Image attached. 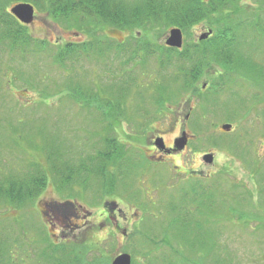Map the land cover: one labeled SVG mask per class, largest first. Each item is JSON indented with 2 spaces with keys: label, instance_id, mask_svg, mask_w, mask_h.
Segmentation results:
<instances>
[{
  "label": "rangeland",
  "instance_id": "obj_1",
  "mask_svg": "<svg viewBox=\"0 0 264 264\" xmlns=\"http://www.w3.org/2000/svg\"><path fill=\"white\" fill-rule=\"evenodd\" d=\"M238 5L236 21L255 19V13L264 21V0ZM173 27H152L145 34L104 26L86 33L36 10L25 29L34 40L48 41L51 52L11 50L7 41L0 43V173L33 160L48 172L34 205L0 204V234L18 240L11 253L19 264H44L38 252L44 243L59 241L75 242L71 248L79 252L94 248L89 255L97 252L102 264L122 251L131 255V264H264V24L237 31L241 53L259 73L256 79L228 71L212 90L224 69L207 66L196 83L199 94L184 91L164 112L156 105L162 94L152 84L166 79L176 95L180 82H172L171 68L164 71L154 58L142 62L140 52L137 60L123 63L129 52L114 57L96 49L61 66L51 55L69 42L103 35L124 43L144 33L163 46ZM209 29L206 20L196 23L183 33V43L200 41ZM223 123L231 124L229 132L220 128ZM184 127L189 144L159 160L153 141L162 136L174 147ZM105 135L126 143L127 153L104 168L108 185L105 177H96ZM52 152L56 181L45 161ZM210 153L213 161L207 163L203 156ZM63 173L70 181L59 191Z\"/></svg>",
  "mask_w": 264,
  "mask_h": 264
},
{
  "label": "trees",
  "instance_id": "obj_2",
  "mask_svg": "<svg viewBox=\"0 0 264 264\" xmlns=\"http://www.w3.org/2000/svg\"><path fill=\"white\" fill-rule=\"evenodd\" d=\"M20 1L32 3L36 10L47 13L57 22L66 23L68 29L75 28L86 33L93 28L108 26L111 32L114 33L132 32L139 28L145 31L146 34L148 28L160 26L165 29L174 26L179 27L187 35V32L196 23L203 20L208 21L213 29L211 35L204 40L184 42L182 48L157 45L149 41L142 33L140 37L132 35L131 38H125L124 43L122 41L112 43L111 39L113 38L108 35L98 36L94 38L95 40L83 43L69 42L59 47L55 54L50 53L61 66L65 64L66 60H71L80 52L92 53L96 49H105L108 54L114 53V57L129 52L128 58L122 60L123 63L135 58L137 60L140 52L144 55L142 62H145V56L154 58L156 64L164 71L171 68L169 78L172 79V82H180L179 88L181 89L180 93L172 95L170 89L164 83L166 79L158 82L155 80L156 82L152 85L154 89L162 94L158 95V102L156 103L160 112L166 111L169 103L179 101L177 97L179 94L186 93L184 91H188V95L197 96L199 91L196 83L207 66L218 65L224 69L223 73H219L212 80V90L219 89V85H222L225 81L227 77L225 74L228 71H234L244 76L249 75L254 79L259 75L258 72L254 73V69L252 72L249 67L253 66L245 58L246 56L241 53V39L238 37L237 31L245 24L252 25V29L261 28L264 21H259L258 13H255V19L240 18L236 21V15L234 14L240 10L238 0H0V43L7 41V45L11 50L15 48L26 50L30 47L34 52L49 53L52 48L48 41H37L31 38L25 26L19 24L9 14L7 6L10 3ZM252 17H254V14ZM251 72L253 74H249ZM216 79L218 80L217 85L215 84ZM260 79L264 80V76H261ZM229 81H231L230 78ZM110 106L112 109H117V105L110 104ZM105 118L103 117L106 122ZM11 128L16 130L13 127ZM103 143L106 150L98 154V159L101 160V163L99 162L101 176L97 175L96 177H105V183L108 185L109 175L108 172H104V168L109 166L108 164L112 162L113 158L127 156L124 148L126 143L118 141L112 135L110 137L105 135ZM2 148L3 146H0V153ZM53 155V152L46 153L45 161L48 162L49 172L53 174V181H56V177H58L56 172L59 171L52 161ZM129 162L130 159H128ZM82 166L83 164L79 165L78 169L82 170ZM43 167L41 163L33 160L28 161L24 168L21 165L19 167H9L6 172L0 173V204L16 208L34 205L37 196L46 188L48 183V172ZM65 169L72 172L70 167H64L62 171ZM68 175L61 174L60 183L56 182L59 191H63L64 187L68 186L67 184L70 181ZM61 203L68 205L70 202L64 201ZM17 241V239L9 241L0 234V264H19L13 259L11 253L12 243L15 245ZM72 243L75 242L44 243L40 252H38L37 261L44 262V264H102L101 256L96 251V254L90 257L89 253L94 251V248H83L79 252L71 248ZM47 250L50 252H47ZM106 264H109V262H106Z\"/></svg>",
  "mask_w": 264,
  "mask_h": 264
},
{
  "label": "water",
  "instance_id": "obj_3",
  "mask_svg": "<svg viewBox=\"0 0 264 264\" xmlns=\"http://www.w3.org/2000/svg\"><path fill=\"white\" fill-rule=\"evenodd\" d=\"M9 14H12L19 22L23 24H31L35 19V8L34 5L30 2H17L13 4L9 8ZM212 31L209 29L207 32H204L200 35L199 39L204 40L207 38ZM165 45L169 47H177L181 48L183 44V36L182 30L179 27H173L169 30L166 39L164 41ZM205 84H203V87ZM224 131L229 132L231 129V124L223 123L220 125ZM174 148L181 149L187 144V137L185 133H183L178 138L174 139ZM156 145L157 149L164 148V143L161 137H157L155 141H153ZM213 155L205 154L203 156V160L207 163H211L213 161ZM110 264H131V255L127 252H121L112 257Z\"/></svg>",
  "mask_w": 264,
  "mask_h": 264
},
{
  "label": "flooded vegetation",
  "instance_id": "obj_4",
  "mask_svg": "<svg viewBox=\"0 0 264 264\" xmlns=\"http://www.w3.org/2000/svg\"><path fill=\"white\" fill-rule=\"evenodd\" d=\"M183 133H185V135H186V137H187V144H189V139H190V133H189V130L188 129H186L185 127L181 130V135L183 134ZM180 135V136H181ZM162 137V136H161ZM179 137V135H177V136H175V138H178ZM162 141H163V138H162ZM163 143H164V148H162V149H157V147H156V145L154 144V142L150 145L152 148H153V150H157V152H158V159L159 160H161L162 159V157H165V158H168L174 151H173V149H175V150H182V149H184L185 147H186V145L183 147V148H181V149H176V148H174L173 147V145H171V144H166L165 143V141H163ZM149 146V147H150ZM161 158V159H160ZM162 160H164V159H162ZM175 165V164H174ZM175 167H178L177 165H175ZM210 173H208V175H209ZM201 175H205V174H201ZM200 175V176H201Z\"/></svg>",
  "mask_w": 264,
  "mask_h": 264
}]
</instances>
